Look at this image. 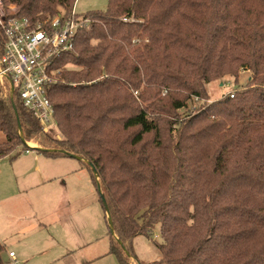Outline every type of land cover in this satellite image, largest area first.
<instances>
[{"label":"trees","instance_id":"16d2710c","mask_svg":"<svg viewBox=\"0 0 264 264\" xmlns=\"http://www.w3.org/2000/svg\"><path fill=\"white\" fill-rule=\"evenodd\" d=\"M1 1L43 23L70 15L76 0ZM105 9L80 14L91 24L52 64L55 128L43 133L0 86V159L75 156L106 201L118 264H144L132 241L155 226L159 264H264V0H107ZM3 43L0 29V57ZM241 71L245 86L208 102L207 83L237 82ZM194 99L205 102L182 116Z\"/></svg>","mask_w":264,"mask_h":264},{"label":"crops","instance_id":"0c3cea01","mask_svg":"<svg viewBox=\"0 0 264 264\" xmlns=\"http://www.w3.org/2000/svg\"><path fill=\"white\" fill-rule=\"evenodd\" d=\"M1 161L9 162L0 169V244L8 264H92L101 257L76 253L91 244L88 170L78 159L30 150ZM82 222L89 228L80 230Z\"/></svg>","mask_w":264,"mask_h":264},{"label":"built area","instance_id":"2783aa9c","mask_svg":"<svg viewBox=\"0 0 264 264\" xmlns=\"http://www.w3.org/2000/svg\"><path fill=\"white\" fill-rule=\"evenodd\" d=\"M91 22L73 10L68 16L59 12L43 23H31L18 16L14 6L4 11L0 0V29L4 35L0 86L15 95L18 105L33 115L43 133L56 127L48 90L57 81L52 64L60 54L72 50L77 31ZM8 256L13 259L14 253Z\"/></svg>","mask_w":264,"mask_h":264},{"label":"rangeland","instance_id":"374dc122","mask_svg":"<svg viewBox=\"0 0 264 264\" xmlns=\"http://www.w3.org/2000/svg\"><path fill=\"white\" fill-rule=\"evenodd\" d=\"M107 0H76L74 3V10L78 14H86L91 10H100L105 11L106 9ZM250 72H243L239 73L238 81L235 82L229 77L220 79L218 81L207 83V92H208V102H213L222 95L232 93L237 89L246 85L248 81ZM205 101H195L191 100L188 103L187 109L182 110V116L188 115V113L194 109L203 106ZM57 139H61L59 134H56ZM5 141L3 134L0 132V142ZM39 144L35 137L28 142V148H38ZM8 161H1L0 162V169L2 166L8 167ZM87 183H88V199H89V214H90V221H86L87 225L90 226L91 230V244L88 245H81L76 252L78 255H82L86 252H92V257H97L96 260H92V264H118L117 260L114 257L106 256L105 253L108 250V237L107 234L109 229H107V224L105 220V214L102 209L100 194L94 184L91 182V175L89 171L87 172ZM52 191L58 192V188H51ZM56 197V196H55ZM56 199H53L52 202H55ZM56 207L55 203L50 205V208L54 210ZM49 210V207H48ZM30 216L33 217V212L31 211ZM26 221L25 219H23ZM86 222H82L79 226L80 230H85L89 227L86 226ZM34 224V223H33ZM30 228H26L28 231ZM156 236L157 238H155ZM159 227L155 226V229L152 233V237L149 238L145 235L136 237L133 241V251L134 254L141 263L147 264H159L160 261V253L157 247V244L160 243L159 241ZM13 248V247H12ZM15 250V249H14Z\"/></svg>","mask_w":264,"mask_h":264},{"label":"water","instance_id":"95a60500","mask_svg":"<svg viewBox=\"0 0 264 264\" xmlns=\"http://www.w3.org/2000/svg\"><path fill=\"white\" fill-rule=\"evenodd\" d=\"M14 110L16 112V107H14ZM17 122H18V132H19V136H20V138L23 139V137H22V130H21V124H20V122L18 120H17ZM25 144L28 147L27 142H25ZM63 153H66V152L63 151L62 154ZM68 157H71V158H75L76 159V157L73 156V155H68ZM92 170H93V173L95 174V170L93 168H92ZM98 192L100 193L99 184H98ZM100 198H102V204H103V207H104V211H105V214L107 215L108 228L110 229L111 234H113L112 221H111L110 214L108 213V208H107V205H106V201H105V199L103 198V196L101 194H100Z\"/></svg>","mask_w":264,"mask_h":264}]
</instances>
